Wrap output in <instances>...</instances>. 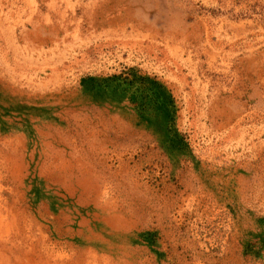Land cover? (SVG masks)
Segmentation results:
<instances>
[{"label":"rangeland","instance_id":"1","mask_svg":"<svg viewBox=\"0 0 264 264\" xmlns=\"http://www.w3.org/2000/svg\"><path fill=\"white\" fill-rule=\"evenodd\" d=\"M0 264H264V0H0Z\"/></svg>","mask_w":264,"mask_h":264}]
</instances>
